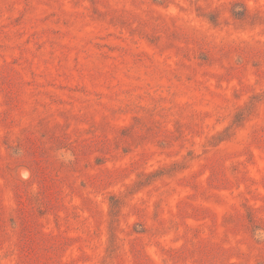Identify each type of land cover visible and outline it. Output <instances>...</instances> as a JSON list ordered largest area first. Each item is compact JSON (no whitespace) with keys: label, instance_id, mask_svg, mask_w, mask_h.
<instances>
[{"label":"rangeland","instance_id":"374dc122","mask_svg":"<svg viewBox=\"0 0 264 264\" xmlns=\"http://www.w3.org/2000/svg\"><path fill=\"white\" fill-rule=\"evenodd\" d=\"M0 264H264V0H0Z\"/></svg>","mask_w":264,"mask_h":264}]
</instances>
